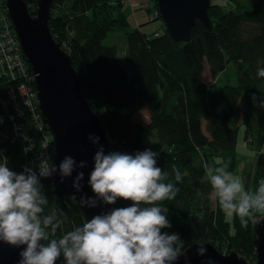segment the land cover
Masks as SVG:
<instances>
[{"label": "trees", "instance_id": "trees-1", "mask_svg": "<svg viewBox=\"0 0 264 264\" xmlns=\"http://www.w3.org/2000/svg\"><path fill=\"white\" fill-rule=\"evenodd\" d=\"M25 2L34 15L36 0ZM153 2L156 8V0ZM123 3L54 0L49 28L70 55L84 95L110 141L119 143L127 154L145 149L157 153V166L168 173L165 182L179 189L174 199L157 203L171 224L161 231L178 234L183 250L192 243L210 241L221 252L236 251L249 264L255 263L251 218L246 227L235 215L228 220L218 201L211 198L206 169L227 164L231 172L236 167L238 131L232 122L250 124L253 95L264 81L257 76V69L264 67V0H251V10L243 14L211 3V28L196 20L187 42L174 41L165 28L158 36H153L156 29L150 33L140 27L127 30L129 24L120 8ZM114 30L125 33V64L119 61L114 46L102 44ZM205 63L212 77L233 63L236 83L211 90L203 81ZM7 88L1 85L0 99L6 97ZM144 107L147 126L135 119ZM2 108L0 101V112ZM20 110V116L13 110L15 117H6L0 124V163L6 159L7 167L16 173L24 172L34 155H53L52 146L47 151L43 148L50 135L47 125L42 122L39 130L33 114L23 106ZM147 129L155 131V142ZM254 164L248 181L253 191L264 179V150L255 156ZM173 168L183 174L180 182L175 181ZM41 186L47 198L44 214L55 210L61 220L52 238L86 222L71 196L60 199L52 187ZM61 260L65 264L63 257Z\"/></svg>", "mask_w": 264, "mask_h": 264}, {"label": "clouds", "instance_id": "clouds-1", "mask_svg": "<svg viewBox=\"0 0 264 264\" xmlns=\"http://www.w3.org/2000/svg\"><path fill=\"white\" fill-rule=\"evenodd\" d=\"M257 76L264 78V67L257 69ZM157 155L149 149L135 154L97 151L88 181L92 192L105 204L117 199L131 204L95 215L59 238L52 237L61 220L55 210L44 214L47 198L37 173L29 168L16 173L5 159L0 163V241L26 246L19 264H56L61 257L65 264H173L182 254L184 242L178 234L161 231L171 224L157 203L174 199L179 189L165 182L168 173L157 166ZM73 165V159L65 157L59 164L61 176L70 175ZM83 166L81 162L79 167ZM55 171L54 165L44 161L39 176L47 178ZM172 171L180 182L181 171ZM206 174L220 208L228 216H237L242 226H247L248 218L264 215V179L253 191L245 189L241 177L229 172L227 164L208 166ZM82 178L79 173L76 182ZM76 182L74 186L79 188ZM81 203L95 206L96 201L82 198ZM205 253L202 245L197 247L198 255Z\"/></svg>", "mask_w": 264, "mask_h": 264}, {"label": "water", "instance_id": "water-1", "mask_svg": "<svg viewBox=\"0 0 264 264\" xmlns=\"http://www.w3.org/2000/svg\"><path fill=\"white\" fill-rule=\"evenodd\" d=\"M53 3L54 0H36V13L32 15L25 0H5L21 51L35 74L40 115L52 135L54 151L50 165H54L56 171L47 178L40 177L37 172L39 183L52 187L60 199L71 196L87 221L114 208L130 206L131 201L122 199L105 204L95 196L88 183L97 151L102 149L107 155L110 152L124 153V150L119 143L110 141L99 115L84 95L70 55L51 33L48 23ZM156 5L165 30L174 41H189L196 20L211 28L208 14L211 0H156ZM65 157L72 158L74 165L71 174L62 177L59 164ZM81 162L83 167H79ZM79 173H83V178L76 182ZM82 198L95 200V206L82 204ZM252 229L256 249L254 264H264V218L254 222ZM201 245L206 249L203 256L197 254V247ZM25 247L0 241V264H19L20 252ZM208 260L212 264H249L236 251L221 252L210 241L192 243L173 264H207ZM56 264H63L61 258Z\"/></svg>", "mask_w": 264, "mask_h": 264}, {"label": "rangeland", "instance_id": "rangeland-1", "mask_svg": "<svg viewBox=\"0 0 264 264\" xmlns=\"http://www.w3.org/2000/svg\"><path fill=\"white\" fill-rule=\"evenodd\" d=\"M211 3L220 4L224 11L233 9L238 14H243L251 10V0H211ZM67 5V3L64 4V8ZM146 5L152 8L154 6L153 0H124V3L120 8L125 14L129 24L127 30H133L140 27L142 31L150 33L158 27L159 23H163L161 19L157 20L152 18L154 13L153 9L150 7L151 10L148 9ZM64 8L62 10H64ZM102 44L105 46H114L118 59L122 62L124 61L123 54L126 50V38L123 30L108 32L106 37L102 40ZM202 74L203 81L210 86L211 90H218L226 83H236L237 70L235 65L230 63L226 70L219 73L216 77H212L208 65L205 63V68ZM135 119L141 122L143 126H147L149 119L146 108H143L137 113ZM249 123V125H245L241 122H232L233 126L236 127L238 131V155L236 167L231 172L241 177L246 190H252L250 182L253 176L255 156L258 152L264 150V81L258 84L253 95ZM146 134L153 142L156 141L154 130L147 129ZM211 198L212 200L214 199L212 193ZM226 217L231 221V216L226 214ZM262 218H264V215L256 214L251 218V222L254 223ZM252 264H254V262Z\"/></svg>", "mask_w": 264, "mask_h": 264}, {"label": "built area", "instance_id": "built-area-1", "mask_svg": "<svg viewBox=\"0 0 264 264\" xmlns=\"http://www.w3.org/2000/svg\"><path fill=\"white\" fill-rule=\"evenodd\" d=\"M149 7L147 6L148 9L151 8ZM151 9L154 12L152 18L157 19L159 15L158 10L153 7ZM162 31L163 26L160 25L155 30L153 36H158ZM1 85L8 88L5 91L6 97L0 99L3 106V111L0 112V124L4 122L6 117H9L11 120L15 117L11 113L13 110L20 116V108L23 106L25 111L28 109L33 114L38 129L42 130V122L44 121L38 108L35 77L21 51L20 43L7 12L5 0H0V87ZM34 109L37 110V113H33ZM50 141L51 143H49ZM51 146L53 147V141L50 133L45 139L43 148L47 151L48 147ZM52 158L53 155L46 158L45 153L34 155L26 162L24 168H29L37 173L39 172L41 163L47 161L50 165Z\"/></svg>", "mask_w": 264, "mask_h": 264}, {"label": "bare ground", "instance_id": "bare-ground-1", "mask_svg": "<svg viewBox=\"0 0 264 264\" xmlns=\"http://www.w3.org/2000/svg\"><path fill=\"white\" fill-rule=\"evenodd\" d=\"M156 9L158 10V8L156 7ZM159 12V11H158ZM52 16V15H51ZM161 18H160V15H158V18H157V20H160ZM13 25V24H12ZM160 25H162L163 26V28H165L164 27V24L163 23H159V25L158 26H160ZM13 28H14V26H13ZM157 29V28H156ZM15 31V30H14ZM16 33V32H15ZM34 74V73H33ZM34 77H35V74H34Z\"/></svg>", "mask_w": 264, "mask_h": 264}, {"label": "crops", "instance_id": "crops-1", "mask_svg": "<svg viewBox=\"0 0 264 264\" xmlns=\"http://www.w3.org/2000/svg\"><path fill=\"white\" fill-rule=\"evenodd\" d=\"M123 60H124V54H123ZM119 61H120V60H119ZM120 62H122V61H120ZM122 63L125 64V61H123ZM144 108H145V107H144ZM140 111H141V110H140ZM140 111H139V112H140ZM139 112H138V113H139Z\"/></svg>", "mask_w": 264, "mask_h": 264}]
</instances>
